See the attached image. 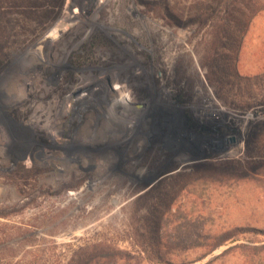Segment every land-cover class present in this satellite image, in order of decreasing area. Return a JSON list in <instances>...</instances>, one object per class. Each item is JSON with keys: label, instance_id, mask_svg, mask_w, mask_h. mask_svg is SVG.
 Wrapping results in <instances>:
<instances>
[{"label": "rangeland", "instance_id": "obj_1", "mask_svg": "<svg viewBox=\"0 0 264 264\" xmlns=\"http://www.w3.org/2000/svg\"><path fill=\"white\" fill-rule=\"evenodd\" d=\"M212 61L264 78V0H0V264H264V169H185L264 121Z\"/></svg>", "mask_w": 264, "mask_h": 264}, {"label": "flooded vegetation", "instance_id": "obj_2", "mask_svg": "<svg viewBox=\"0 0 264 264\" xmlns=\"http://www.w3.org/2000/svg\"><path fill=\"white\" fill-rule=\"evenodd\" d=\"M228 120L231 122L229 118ZM220 121L225 123L223 119H220ZM202 122L203 123L201 124L200 120H193L191 121V124L193 126L205 128L203 124H208V122ZM261 125H264V121H259L257 119L248 121L247 130L243 134V145L241 151L243 153V157L241 159L225 158L213 161L207 160L208 162L193 163L192 165L185 167V169H207L211 167H214L215 169H264V137L260 140L257 134H250L251 132L260 129ZM186 138H189L188 134L186 135ZM225 138L229 139L228 142L224 141ZM237 140V136L227 135H222L221 138L213 137L209 139L212 145L224 144L227 147L230 143L236 146ZM224 154H231V150L226 149Z\"/></svg>", "mask_w": 264, "mask_h": 264}, {"label": "trees", "instance_id": "obj_3", "mask_svg": "<svg viewBox=\"0 0 264 264\" xmlns=\"http://www.w3.org/2000/svg\"><path fill=\"white\" fill-rule=\"evenodd\" d=\"M230 28V29H229ZM230 31L229 35L221 36L223 39H227L228 43L230 45L234 44L235 42V27L229 26V24H226V26L222 29V34H225V32ZM226 44V42H225ZM227 66H229V62H227ZM210 73L214 80V82L218 85V87L223 86H235V83H238V92L247 94L248 92L256 93L257 95H260L261 98L264 99V78H259L258 80L255 79V81H248L246 83L250 84V87H244L241 85L242 77L236 72V70L233 69H223V66L221 64H218L217 61H212L210 63ZM235 78V79H234ZM246 80V79H243ZM253 80V79H251ZM256 91V92H255ZM250 106V105H247ZM250 134H257L258 138L262 140V137H264V125H261V128L258 130H255L251 132ZM260 142V141H258ZM257 169H243L241 171H238L237 173L241 174H249V173H255ZM180 175V174H178Z\"/></svg>", "mask_w": 264, "mask_h": 264}, {"label": "bare ground", "instance_id": "obj_4", "mask_svg": "<svg viewBox=\"0 0 264 264\" xmlns=\"http://www.w3.org/2000/svg\"><path fill=\"white\" fill-rule=\"evenodd\" d=\"M211 104H213V101L211 100V102H210ZM128 106V105H127ZM140 106V105H139ZM136 113V112H135ZM151 131V130H150ZM227 140H229L228 138H225L224 139V141H227Z\"/></svg>", "mask_w": 264, "mask_h": 264}]
</instances>
